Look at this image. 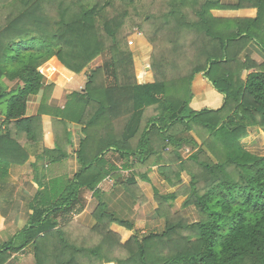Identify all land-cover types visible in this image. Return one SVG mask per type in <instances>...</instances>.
<instances>
[{
	"label": "trees",
	"instance_id": "16d2710c",
	"mask_svg": "<svg viewBox=\"0 0 264 264\" xmlns=\"http://www.w3.org/2000/svg\"><path fill=\"white\" fill-rule=\"evenodd\" d=\"M236 1L0 0V115L7 130L0 152L15 147L16 130L30 144L42 145V157L57 160L58 140L54 150L43 144V116L55 88L45 77L59 71L45 67L57 60L73 74L88 72L84 90L68 95L51 120L53 131L63 130L66 137L70 123L83 126L82 169L65 185L38 192L29 225L0 250V264H12L11 254L27 247L35 264H264V156L242 143L252 128L264 130V63L244 56L251 43L264 51V0ZM228 9L258 13L254 19L212 14ZM132 15L154 47L152 83L137 80L125 31ZM104 54L109 61L91 69ZM200 73L225 96L220 109L190 107L191 85ZM42 89L39 114L27 117L28 97ZM188 146L193 153L184 159ZM110 153L132 161L136 171L129 187H136V175L146 178L140 170L155 166L171 187L180 186L174 194L156 193L158 213L166 217L163 233L141 236L136 230L122 243L111 230L113 224L135 227L102 201L98 186L117 170L107 160ZM26 161L27 156L20 163ZM184 172L191 177L187 186ZM84 190L94 192L98 205L97 225L82 241L64 226L72 223V213L84 210ZM179 196L186 197L183 207L196 208L199 221L191 224L172 211L170 202Z\"/></svg>",
	"mask_w": 264,
	"mask_h": 264
},
{
	"label": "crops",
	"instance_id": "0c3cea01",
	"mask_svg": "<svg viewBox=\"0 0 264 264\" xmlns=\"http://www.w3.org/2000/svg\"><path fill=\"white\" fill-rule=\"evenodd\" d=\"M236 3V0H223L224 5L232 6ZM257 13V9L212 11L213 16L218 19H254L257 17ZM244 56L250 57L257 64L264 63V51L256 43L249 44ZM138 66L140 65L137 64L136 67ZM45 68H55L59 71V74L54 78L45 77V84L54 83L55 88L49 97V107L44 109L43 119L45 120L47 135L45 136L46 139L43 140V144L45 143L48 149L54 150L58 140L61 150L59 154L53 156L57 160L50 159L47 156L42 157V145L38 143L30 144L23 133L16 130L11 131V135L14 136L17 144L6 153L4 151L0 152V250L12 242L15 236L29 225L33 215L32 206L39 191L47 185L54 187L59 184L65 185L67 181L73 180L82 169L79 154L82 143L86 138L83 126L70 123L67 129L68 137H66L63 130H59L58 133L53 131L51 120L53 118L52 111L57 108L63 109L68 95L84 90L87 70L76 75L65 70L57 60L50 61ZM248 74L249 72H245L244 78ZM138 83L147 84L152 82L138 81ZM9 86H12V84L9 83ZM191 91L193 98L190 107L195 111L203 109L216 110L224 105L225 96L219 93L201 73L195 76ZM43 97L44 89L40 93L28 97L27 117H34L39 114ZM4 119V116L0 115V137L7 132L6 126L3 125ZM22 147L27 151L24 152ZM186 150L188 148L182 151L184 159L189 157V155H186L189 151ZM26 156L27 161L20 163ZM107 160L117 170L112 172L98 186L102 201L108 212L120 220L134 224L135 227V230L130 231L125 227L113 224L111 230L120 235L122 243L127 242L136 230L140 232L141 236L150 233H163L166 230V217H161L158 213L159 203L155 198L156 193L160 195L165 192L174 194L180 189V186L171 187L161 175L159 166H155L148 171L140 170L145 172L146 178L136 175V187H129L126 183L136 171L132 167V161H125L114 153L108 154ZM181 178L183 185L190 184L191 177L188 173L184 172ZM135 188H137L136 191ZM81 199L85 206L84 210L72 213L69 216L72 223L66 224L64 230L67 231L69 236L82 240V234H86L97 225L93 212L98 205V200L93 191L87 190L82 191ZM180 199L182 200L181 204H183L186 197L179 196L171 201L172 211L175 213L181 212L191 224L199 221L196 208L194 206L183 207L179 205L178 201ZM164 213L169 214V211L166 209ZM93 241L96 242L97 239L93 237ZM9 262L12 264H35L32 248L27 247L20 252L12 253Z\"/></svg>",
	"mask_w": 264,
	"mask_h": 264
},
{
	"label": "rangeland",
	"instance_id": "374dc122",
	"mask_svg": "<svg viewBox=\"0 0 264 264\" xmlns=\"http://www.w3.org/2000/svg\"><path fill=\"white\" fill-rule=\"evenodd\" d=\"M132 16L133 17L129 20L125 31L126 33L130 34V36L127 39V44L129 42L128 44L129 49L132 51L134 55L136 76L138 74L137 80L142 82H148V81L153 82L154 77H153V71L151 69V57L153 56L154 47L151 43H149L146 37L140 32L137 26L134 25L138 21V18H136L134 15ZM109 58H110L109 54H104L102 57L95 60L91 64L90 68L96 69L98 67H101L106 61H109ZM137 64L140 66L136 67ZM86 83H87V79H86ZM85 85L86 84H84L83 87H85ZM242 143L248 151L259 156H264L263 129L258 127L252 128L250 130L249 137L242 140ZM186 148H188V150L186 151H189L186 153V155L190 156L193 153L192 148L190 146ZM190 182L191 179L189 180V183ZM178 203L179 205L183 206V204H181L182 203L181 199L178 201Z\"/></svg>",
	"mask_w": 264,
	"mask_h": 264
}]
</instances>
